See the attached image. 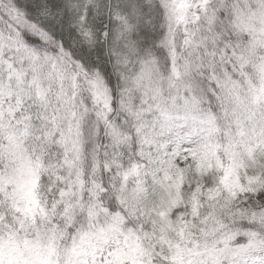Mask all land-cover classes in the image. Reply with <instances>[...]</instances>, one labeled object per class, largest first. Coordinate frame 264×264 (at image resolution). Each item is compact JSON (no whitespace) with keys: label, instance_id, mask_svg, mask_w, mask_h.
<instances>
[{"label":"snow or ice","instance_id":"6c2138e0","mask_svg":"<svg viewBox=\"0 0 264 264\" xmlns=\"http://www.w3.org/2000/svg\"><path fill=\"white\" fill-rule=\"evenodd\" d=\"M0 264H264V0H0Z\"/></svg>","mask_w":264,"mask_h":264}]
</instances>
